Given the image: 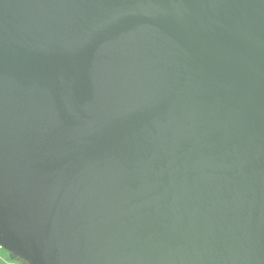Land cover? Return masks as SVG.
Listing matches in <instances>:
<instances>
[{"label":"water","instance_id":"1","mask_svg":"<svg viewBox=\"0 0 264 264\" xmlns=\"http://www.w3.org/2000/svg\"><path fill=\"white\" fill-rule=\"evenodd\" d=\"M0 248L264 264V0H0Z\"/></svg>","mask_w":264,"mask_h":264},{"label":"trees","instance_id":"2","mask_svg":"<svg viewBox=\"0 0 264 264\" xmlns=\"http://www.w3.org/2000/svg\"><path fill=\"white\" fill-rule=\"evenodd\" d=\"M8 255H9V258L11 259L10 264H26L25 262H23V261L17 259V258L14 257V256H12V255H10V254H8ZM3 264H4V263H3Z\"/></svg>","mask_w":264,"mask_h":264},{"label":"rangeland","instance_id":"3","mask_svg":"<svg viewBox=\"0 0 264 264\" xmlns=\"http://www.w3.org/2000/svg\"><path fill=\"white\" fill-rule=\"evenodd\" d=\"M6 257L9 258L8 253L0 248V264L4 263L2 260H4V258H6ZM9 260L11 261L10 258H9Z\"/></svg>","mask_w":264,"mask_h":264},{"label":"crops","instance_id":"4","mask_svg":"<svg viewBox=\"0 0 264 264\" xmlns=\"http://www.w3.org/2000/svg\"><path fill=\"white\" fill-rule=\"evenodd\" d=\"M2 261L4 262V264H10V262H11L8 257L4 258V260H2Z\"/></svg>","mask_w":264,"mask_h":264}]
</instances>
